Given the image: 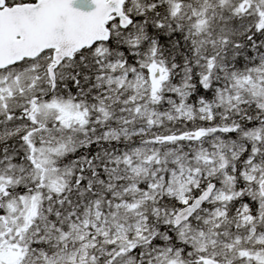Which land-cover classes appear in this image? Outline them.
I'll return each instance as SVG.
<instances>
[{
	"label": "snow or ice",
	"instance_id": "snow-or-ice-1",
	"mask_svg": "<svg viewBox=\"0 0 264 264\" xmlns=\"http://www.w3.org/2000/svg\"><path fill=\"white\" fill-rule=\"evenodd\" d=\"M0 264H264V0H0Z\"/></svg>",
	"mask_w": 264,
	"mask_h": 264
}]
</instances>
